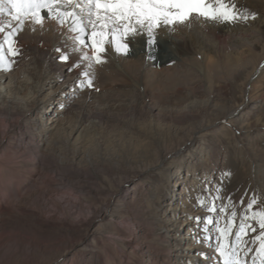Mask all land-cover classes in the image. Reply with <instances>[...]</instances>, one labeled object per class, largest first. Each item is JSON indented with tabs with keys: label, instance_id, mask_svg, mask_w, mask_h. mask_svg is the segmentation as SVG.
Returning a JSON list of instances; mask_svg holds the SVG:
<instances>
[{
	"label": "rangeland",
	"instance_id": "obj_1",
	"mask_svg": "<svg viewBox=\"0 0 264 264\" xmlns=\"http://www.w3.org/2000/svg\"><path fill=\"white\" fill-rule=\"evenodd\" d=\"M226 3L234 9V20L225 22L200 16L198 22H211L212 29L203 32L196 28L194 33L193 28L186 30L189 39L196 35L207 46L198 41L199 49L189 50L192 43L186 39L180 50L188 58L196 53L204 63L173 65L163 75L162 91L173 99L171 102L160 95V99L145 98L142 94L132 96V91L124 97L107 93L109 80H100L106 64L91 63L84 72L76 45L57 49L56 62L71 87L52 84L35 98L31 88L37 81L33 75L38 65L32 59L23 64L26 70L21 68L20 75L17 72L12 74L13 78L8 74L3 77L1 86L10 91L0 97V108L10 113L12 125V130L2 135L6 150L21 152L22 148L16 147L23 139L33 153L31 157L43 156L54 164L52 167L58 172L54 179L60 183L66 171L78 169L82 178L75 180L80 183L76 186L85 182L97 187V200L102 205L108 204L112 195L110 208L132 195L129 199L132 222L125 230L138 246L133 250L123 248L125 256L121 260L115 245L103 247L93 240V234L104 229L107 216L100 215L88 228L64 233L42 228L32 217L11 213L9 218L6 216L10 221L4 217L8 230L0 241L3 243L0 264H174L169 256L175 237L174 214L182 215L180 208L191 210V224L196 217L210 216L221 227L235 212L233 233L245 222L246 212L251 217L253 211H264V58L260 54L264 49V0H226ZM191 16L183 22L190 23ZM221 24L227 26L225 31L221 30ZM163 32L160 25L156 27L155 34ZM176 33L177 37L181 34L180 30ZM143 35L137 32L134 40ZM165 52L163 47L155 50L150 47L148 61L156 68L170 66L171 56ZM62 54L69 57L67 62L60 59ZM122 55L132 70L138 49L129 47L128 53ZM207 63L214 67L206 72ZM256 66H263L262 74L249 90V77L255 76L259 69ZM76 76L80 85L74 84ZM87 79L92 80L93 86L79 89ZM22 88L26 91L15 93ZM64 92L71 97L61 102ZM85 92L91 97L89 101ZM183 97L196 100L197 107L193 113L177 116L179 108L174 106L181 105ZM35 145L39 153L33 150ZM23 156L26 159L15 157L27 160L29 154ZM22 173H16V178L22 179ZM36 183L35 175L31 176L27 188ZM64 186L56 187L63 197L69 189ZM250 187L257 191L258 197L245 194ZM253 199L256 202L248 209V202ZM45 204V209L50 208L51 202ZM213 206L217 212H208L207 208ZM222 208L224 211H219ZM246 223L256 230L242 234L241 247L252 249L246 256L242 253V258L246 264H253L259 244L255 248L252 241L260 229L255 219ZM197 225L198 230L205 226L204 222ZM208 227L216 232L215 225ZM24 240H30L36 248L31 256L20 250ZM230 240L236 242L234 234ZM93 242L100 249V256L98 262L90 263L88 245ZM190 242L199 246L196 240Z\"/></svg>",
	"mask_w": 264,
	"mask_h": 264
},
{
	"label": "bare ground",
	"instance_id": "obj_2",
	"mask_svg": "<svg viewBox=\"0 0 264 264\" xmlns=\"http://www.w3.org/2000/svg\"><path fill=\"white\" fill-rule=\"evenodd\" d=\"M74 2L82 5L86 3V0H74ZM209 2L212 3L210 0ZM57 10L68 12L75 11L78 15H80L79 7L75 9L71 6L65 7L64 0H58ZM43 15L46 17L47 13L45 12ZM199 17L200 16L198 15H192V20L190 23H188V21L185 23L183 22L180 26V22L173 25H164L161 23L160 26L164 31L163 34H155L156 27H154L150 36L147 25L142 28L140 26H136V30L134 32L130 30L128 36L123 40V43L128 44L129 47L138 49L139 55L133 62L132 70L128 69V62L125 57L122 54H118L112 48L110 41H107L106 51L100 54L101 59L106 64V66L102 69L105 75L102 76L100 80H109L108 85H110L106 92L119 93L121 94V97H124L128 96L129 91H132V96H135V94H142V96L145 98H159L158 95H160L164 96L169 102L173 101V99H171L166 93H163L162 91L163 75H165L173 65L184 66L186 65V62L204 63V59L202 60L200 56H196V53L194 57L188 58L179 48L180 44L186 41V39L192 43L189 50H195L194 48H198L197 45L201 41L198 40L196 35H192V39H189L190 36H188V34L190 28H193L191 29L193 33L195 32L194 29L196 28L201 29L203 32H206V29H212L211 22H198L197 19H199ZM80 18L84 20L85 24H87L86 14L80 15ZM0 19L7 21L9 18L0 17ZM72 26L73 21L71 18H66V22L63 25H61L57 19L50 18H45L42 25H34L31 22L25 23V25L22 26V30H18L17 34L15 35L14 46L19 49V55L15 57V62L11 65L10 70L0 71V97L4 96V92L8 93L10 91V88L7 91L6 88L8 87L1 86L3 77L7 74L11 76L17 72L18 75H20L19 71L21 72V68L24 67L23 64L31 59L34 60L38 65L36 71H34L35 75H33L31 72L34 77L33 80L37 79V81H35V86L31 88V93L35 98H37L39 95H43L44 90L52 84H57L59 87L62 85H69L71 87L70 80L65 77L62 67H60L56 62L57 49L65 45L69 46V49L72 48V45L78 46L80 49L79 60L84 66L82 70L84 72L88 71L91 67V63L95 64V61L91 59H81V57L86 55L90 58L92 57L93 52L90 45L81 47L75 43L73 37L76 35V33L70 31ZM220 26L223 28L221 29L222 31H225L227 28V26L224 24H221ZM17 27L18 29L20 28L19 25ZM87 30L89 32L91 31L90 24L87 26ZM179 30L181 34H179V37H177L175 34H177L176 32ZM139 31L143 32L144 35L140 37V40H134L135 34ZM4 35L5 34H0V43H3ZM149 40L152 41L151 45L148 43ZM201 43L206 45L204 42ZM4 47L5 50H7L6 44ZM150 47H154V50L155 48L157 49L158 47H163L164 50L171 56L169 59L172 64L170 66L168 65L169 67L164 65L167 67L156 68L155 65L148 61ZM260 54H262L264 58V49L263 52H260ZM38 57H41L40 61L38 60ZM9 59L12 58L9 57ZM205 66L206 72L214 67V65H210L209 63H207ZM263 66L261 68L256 66L257 69L259 68L256 75H251V77H249L251 78L248 85L249 90L252 86L251 83H253L258 78V76L262 74ZM24 70L26 69L23 68L22 71ZM92 71L93 70H91L90 73ZM114 79H118L120 82H113ZM11 83H14L13 79L11 80ZM118 83H122L123 86H120ZM74 84L80 85L77 76L75 77ZM115 85H119V87H116ZM82 88L83 87H79V89ZM23 91L26 90L23 88L18 89L15 93H20ZM15 93L13 96L17 98ZM84 95L89 101L91 97L88 95V92H85ZM70 97L71 94L64 92V94L61 96V102H66ZM187 99L186 97H183V99L180 101L182 104L174 106L179 108L178 111H176L177 116H179V114H183L185 116L189 113H193L194 111L192 110L197 107L196 100L190 101ZM169 112L171 113V111ZM10 116V113L5 110L4 107L0 108V241L3 235L6 234V230H8L5 227L4 217L10 215L11 213L21 215L22 217H32V221L34 220L33 222L42 228L52 229L55 231L63 230L64 233H72L76 232L80 228H88L93 224L95 219H98L100 218V215H103L108 217V221L105 225H103V230H97V232L93 234V240L99 242V244L103 247L109 246L110 244L115 245V250L119 252L118 255L120 259L123 260L125 256L123 248L127 246L133 250L136 246H138L135 244V240L130 236V234L128 235V232L126 233L125 230L127 229L129 223L132 222V220L129 218L131 209L129 199H131L132 195L130 198H128V196L127 198H123L121 201L117 202L115 207L110 208L112 195L109 196L110 199L108 204L102 205L97 200V195H99L97 187L95 188L94 186H91L85 182L80 186H76V184L79 182H76L75 180L82 178L81 172L78 169L66 171L63 175L64 179L62 180V183H60L54 179V176L58 175V172H56L52 167L54 164H52L51 161L48 162V159L43 156L39 158L31 157V154L33 153L28 150L30 148L25 146L23 139L22 141L20 140L21 142H19L18 147H16L22 148L21 152H16L17 150L14 151L12 149L6 150L7 147L3 145L2 135L4 132L12 130V125L9 121ZM36 149L37 146H33L35 153H39V150ZM23 155L28 156L27 160L19 161L15 157L19 156L22 159H26V157ZM20 172H23L22 179L16 178V173ZM33 175H35L37 183L36 185L27 188V181ZM83 179L86 178L83 177ZM262 180L264 186V176L262 177ZM65 184L69 186V189H67L68 191L63 197V194L58 195L56 187L65 188ZM195 189L196 186L192 189V191L194 192ZM245 194L247 196H259L257 191L252 189V187L248 188ZM45 201L47 203L51 202L50 208H44L46 205ZM180 211V213H183L182 215L176 213L174 214L173 229L175 231V237L173 238L174 244L172 246V254L169 256L172 263L218 264L217 254L214 251L215 237L218 235V233L211 232L213 237L212 241L210 243L203 242L204 245L202 246L201 241L205 235L202 229L205 226H200V229L198 230L196 219L194 220V223L191 224V217L189 215L191 210L180 208ZM8 218L7 220L10 221ZM189 225H193V227H190ZM192 239L197 241L196 244L199 245L198 247L194 246V244L190 242ZM1 242L0 248L1 245H3ZM257 243H253L255 248ZM21 246L20 250L24 252L26 256H31L36 251L35 246L30 240H24ZM88 248L91 249L89 262H98L100 249L96 247L95 242H93V245H88ZM20 253L21 252L17 254ZM0 261H2V259ZM105 263L106 262H103V264Z\"/></svg>",
	"mask_w": 264,
	"mask_h": 264
},
{
	"label": "snow or ice",
	"instance_id": "obj_3",
	"mask_svg": "<svg viewBox=\"0 0 264 264\" xmlns=\"http://www.w3.org/2000/svg\"><path fill=\"white\" fill-rule=\"evenodd\" d=\"M58 0H0V17H8L7 21L0 19V34L4 35L3 43H0V71L11 69L15 62V57L19 55V49L15 47V35L18 30L27 22L34 25H42L45 18L57 19L61 25L66 22V18H71L73 26L70 29L76 35L73 37L75 43L81 47L90 45L93 52L92 57L83 56L81 59H91L97 64L103 63L101 53L106 51V42L110 41L112 48L118 54H127L129 46L123 43L130 30L135 31L136 26L141 28L147 25L149 35L152 29L161 23L173 25L183 22L192 14L204 17L209 20L231 21L236 18L234 9L230 8L226 0H86L80 5L74 0H64V6L80 8V15L86 14L87 24L80 18L75 11L57 10ZM47 13L45 17L43 13ZM15 22V23H13ZM91 25V31L87 26ZM20 26L18 29L17 26ZM149 45L152 41L149 40ZM7 45L5 50L4 45ZM11 57L12 59H9ZM60 59L64 62L69 60L67 55H61ZM78 66V65H76ZM87 76V73H84ZM93 86L92 80L87 79L81 87ZM198 201L203 204L200 198ZM255 199L248 202V209H252ZM208 212L215 213V206L207 208ZM219 211H224L220 209ZM236 213L233 212L228 218L224 227L215 222L210 216L206 218L196 217L197 223L204 222L205 227L202 231L205 235L203 242H211L213 237L209 225H215L218 235L215 237L214 251L217 254L218 264H246L242 258L252 249L241 247L242 234L247 235L249 230L256 229L246 223L248 219H255L260 234L253 239V243H259L255 249L256 255L253 257V264H264V211H253L251 217L244 214V221L239 225V231L233 233ZM235 235L236 242L230 240L231 235Z\"/></svg>",
	"mask_w": 264,
	"mask_h": 264
}]
</instances>
